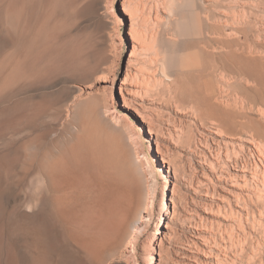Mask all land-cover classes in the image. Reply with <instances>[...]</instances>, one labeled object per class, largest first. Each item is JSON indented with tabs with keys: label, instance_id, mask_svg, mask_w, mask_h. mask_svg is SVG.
Returning a JSON list of instances; mask_svg holds the SVG:
<instances>
[{
	"label": "rangeland",
	"instance_id": "1",
	"mask_svg": "<svg viewBox=\"0 0 264 264\" xmlns=\"http://www.w3.org/2000/svg\"><path fill=\"white\" fill-rule=\"evenodd\" d=\"M184 2L0 0V264H10L11 245L29 261L9 224L29 227L36 210L59 263L87 264L77 213H60L79 211L81 190L53 192L48 167L89 151L126 192L101 264H264L262 92L229 94L237 110L244 98L256 103L241 129L204 104L202 88L218 46L211 27L242 38L233 28L249 23V41L264 42V0H198L204 39L181 40ZM179 50L180 62L170 60ZM63 192L57 206L51 196Z\"/></svg>",
	"mask_w": 264,
	"mask_h": 264
},
{
	"label": "bare ground",
	"instance_id": "2",
	"mask_svg": "<svg viewBox=\"0 0 264 264\" xmlns=\"http://www.w3.org/2000/svg\"><path fill=\"white\" fill-rule=\"evenodd\" d=\"M201 7H200V4H198V0H185L184 4H181V6L179 7V9L182 10L181 12L185 13V15L181 16L179 20L176 22V29H177L178 35L181 40H185L189 38L190 39L191 38L200 39L204 37L205 35L204 29H206V26L199 15V12L201 11ZM83 8H84V11H86V15H87V12L90 9H92L89 4H87ZM84 11H82L83 14H85ZM90 12H88V14H90ZM182 13L180 14L182 15ZM208 20L209 22L210 20L212 21V19H208ZM248 24H244L241 26L239 25V27H237L238 26L237 24V26L236 27L234 26L233 28L236 35L242 38H238V37L229 38L223 34L225 36L224 37L222 33L220 32L221 29L224 30V28H222L223 25L222 27H220L221 25L219 26L213 25L211 27L212 34H214V36L212 35L211 37L210 36L211 34L209 35L207 34L209 37L207 36L206 38H208L209 41L216 43L218 46L215 47V49L213 48L215 52L213 51L211 54L214 58L212 61L211 71L206 72L204 87H202V88H205V90H203L204 104L207 107L216 109V110L213 109V111H217V109L221 110V112L223 111V113L226 114L225 120L227 119L228 121L232 120V124L235 125V127L236 126L241 127V129L245 125L244 118H248V115L251 113L253 114L255 107H256V103L251 102L250 100L248 101L244 98V101L242 100L243 101L242 106L240 107V109L237 110L235 108L237 106H235L232 102H231L232 104L229 103L230 102L228 99L229 94L236 89L237 91L238 89H240L244 92H250L254 90L261 91L262 92L261 103L264 104V42H262V40L261 42L258 40L257 41L252 40V42L249 41L250 39H248L249 38L248 34L250 31H252L251 30L252 27L250 28ZM255 28L256 26L254 27V29ZM203 39H201V41ZM247 42H250L252 45L249 46L248 45L249 43L247 44ZM257 48L258 49L261 48L262 51L257 50ZM174 53H175V56H173L174 54L170 55L172 57H169V59L170 60L173 59L174 62L175 60H178L180 62V60L183 58V51L179 50L178 52H174ZM217 58L219 59V62L217 61ZM220 58L222 61H220ZM207 62H209V60ZM218 72H220V74L223 73V75L220 78L215 76V74H218ZM198 80L199 78L197 79V81ZM191 96L192 95H190V97ZM232 105H234V108ZM126 108H130V105H126ZM213 111L211 114H214V116H216L217 114L215 115V112ZM201 114L203 113L201 112ZM221 119L222 118H220V121ZM236 119L238 120L244 119V120L243 122H241L240 120H239L240 122H236L235 121ZM247 123L249 124V122ZM248 127H251V126L248 125ZM233 131H235V129ZM237 131L238 130H236L235 132ZM75 155L76 156L73 158V161L75 159L76 160L73 163H71V165L64 160V157H63L64 155L59 156L56 159H52L49 162L48 179L51 184V187L53 188V192L55 193L58 192L59 194L60 189H65L64 187H70L72 189L78 188L79 190H81V193L79 194L80 196L75 197L76 199L75 203L81 201V205L79 206V211L78 209H76V211L78 212L70 211L71 209L69 208V205H67V208L63 206L60 209V213L62 214L61 217H63V219L72 218V216L74 215L73 212L78 214V215L76 214V217L78 218L77 221H78V224L83 234L82 236L80 237L78 236L77 238L75 236L73 237L76 238V243L78 247H80L81 251L85 252L84 257L87 260V264H101V263H104V261L106 260L105 255L107 253H110L115 247L113 246L114 240L120 234V231L122 228L121 223H120V214H121V204L120 203H121V200L126 197L125 196L126 192L122 184L123 182L119 178H115L114 176H112L110 171L109 172L107 171L108 169L105 168V166L102 164L101 159L97 157V155L94 152L89 151L86 154H84V156L80 154H76L75 152ZM76 163L78 164L76 165ZM89 168H93V172H92V175L88 177L89 173L87 172ZM83 177L84 178L86 177L87 179L82 180L81 178ZM125 177L127 176L125 175ZM64 193L65 192H63L60 196H58V194L55 196L53 195L51 196L54 198V202L57 206L61 205L62 203L61 200L65 199V197L67 196V193L65 194ZM37 211L38 210H36L33 213L30 212L32 213V215H28L31 218L32 222L27 228H25V226L23 227V225H19L20 227L18 228L17 226H15L14 223L9 224L8 233H9L11 244H14V241H17L19 243L20 242L24 243L27 246L26 248L30 254L29 261H25L21 257L19 258V256L16 254V251L18 250L17 249L14 250L15 248L13 247V245H11L10 256H9L10 264H54V263L60 264L59 255L51 251V249L49 248V244L47 243L44 235L42 234L43 231L39 230L37 227L39 224L36 225L37 221L35 222V219H37L36 217L39 216L38 215L39 212Z\"/></svg>",
	"mask_w": 264,
	"mask_h": 264
}]
</instances>
